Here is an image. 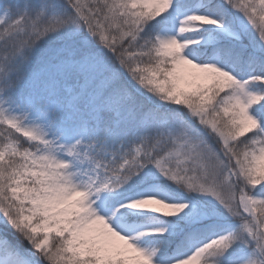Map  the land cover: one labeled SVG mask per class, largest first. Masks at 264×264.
<instances>
[{"label":"snow or ice","instance_id":"6c2138e0","mask_svg":"<svg viewBox=\"0 0 264 264\" xmlns=\"http://www.w3.org/2000/svg\"><path fill=\"white\" fill-rule=\"evenodd\" d=\"M0 264H264V0H0Z\"/></svg>","mask_w":264,"mask_h":264}]
</instances>
